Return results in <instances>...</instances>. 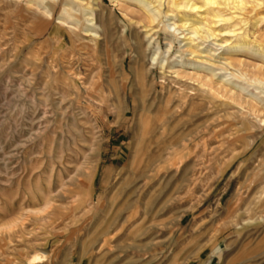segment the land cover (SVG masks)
I'll return each instance as SVG.
<instances>
[{
    "label": "rangeland",
    "instance_id": "rangeland-1",
    "mask_svg": "<svg viewBox=\"0 0 264 264\" xmlns=\"http://www.w3.org/2000/svg\"><path fill=\"white\" fill-rule=\"evenodd\" d=\"M0 264H264V0H0Z\"/></svg>",
    "mask_w": 264,
    "mask_h": 264
},
{
    "label": "bare ground",
    "instance_id": "bare-ground-1",
    "mask_svg": "<svg viewBox=\"0 0 264 264\" xmlns=\"http://www.w3.org/2000/svg\"><path fill=\"white\" fill-rule=\"evenodd\" d=\"M114 1V0H113ZM143 1V0H142ZM212 0H208V2H211ZM188 7V6H187ZM184 22V21H183ZM204 36V35H203Z\"/></svg>",
    "mask_w": 264,
    "mask_h": 264
}]
</instances>
